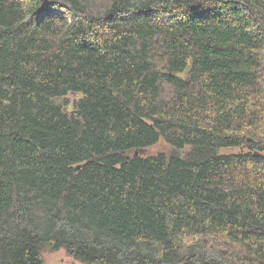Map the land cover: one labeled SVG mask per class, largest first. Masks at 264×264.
<instances>
[{"label": "trees", "instance_id": "1", "mask_svg": "<svg viewBox=\"0 0 264 264\" xmlns=\"http://www.w3.org/2000/svg\"><path fill=\"white\" fill-rule=\"evenodd\" d=\"M60 249L264 264V0H0V264Z\"/></svg>", "mask_w": 264, "mask_h": 264}, {"label": "rangeland", "instance_id": "2", "mask_svg": "<svg viewBox=\"0 0 264 264\" xmlns=\"http://www.w3.org/2000/svg\"><path fill=\"white\" fill-rule=\"evenodd\" d=\"M81 97V94L76 92H68L64 96H60L54 99V101L60 104L64 110H71L74 107L75 101ZM169 144H167L164 140L160 139L154 146L146 149L144 152L146 153H154V152H168L170 150ZM143 152V151H142ZM221 152H230L228 149H221ZM43 257L46 264H82L73 258L69 257L63 249L50 251H43Z\"/></svg>", "mask_w": 264, "mask_h": 264}]
</instances>
